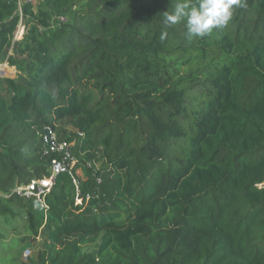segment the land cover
I'll return each instance as SVG.
<instances>
[{"label": "trees", "instance_id": "trees-1", "mask_svg": "<svg viewBox=\"0 0 264 264\" xmlns=\"http://www.w3.org/2000/svg\"><path fill=\"white\" fill-rule=\"evenodd\" d=\"M244 2L188 41L175 0H0V264H264V0ZM60 146L45 217L15 188Z\"/></svg>", "mask_w": 264, "mask_h": 264}, {"label": "clouds", "instance_id": "clouds-1", "mask_svg": "<svg viewBox=\"0 0 264 264\" xmlns=\"http://www.w3.org/2000/svg\"><path fill=\"white\" fill-rule=\"evenodd\" d=\"M243 7L244 0H196L195 3L193 0H175L172 10L162 15L166 26L183 23L186 38L192 41L225 27L234 11Z\"/></svg>", "mask_w": 264, "mask_h": 264}, {"label": "built area", "instance_id": "built-area-1", "mask_svg": "<svg viewBox=\"0 0 264 264\" xmlns=\"http://www.w3.org/2000/svg\"><path fill=\"white\" fill-rule=\"evenodd\" d=\"M36 0H17L18 2V10L19 13L21 12V5L22 3H31L33 4ZM21 15V14H20ZM59 22L64 23L65 19L63 17L58 18ZM26 31L25 25L23 23L22 16H20V20L17 24L16 30L13 35L14 41H20L23 38V35ZM16 71L15 67H12L8 64L7 60L4 62H0V78H11L10 76L6 77V72L8 71ZM68 153H65V157L61 160H53L51 162V168H50V175L46 178L42 179H33L28 184H19L15 188V192L21 196L28 199L33 200V205L35 209H38L42 211L46 217V213L48 210V206L45 200L46 195L51 191L54 183H55V177L56 175L64 172H69L72 169L73 162H68ZM100 180H98V183ZM74 186L76 191H78L80 186V181L78 178H75L73 180ZM89 196L85 197V200H88ZM81 199H76V204H81ZM37 239H39L37 237ZM32 252L30 249H25L23 251V258L27 259L29 256H31Z\"/></svg>", "mask_w": 264, "mask_h": 264}, {"label": "rangeland", "instance_id": "rangeland-1", "mask_svg": "<svg viewBox=\"0 0 264 264\" xmlns=\"http://www.w3.org/2000/svg\"><path fill=\"white\" fill-rule=\"evenodd\" d=\"M33 6H34V11H38V10L44 8V0H36L33 3ZM63 18H65V16ZM55 20L57 21V19L53 18L52 23L55 22ZM13 53H14L13 47H10L7 50V52L6 51L2 52L0 55V62H4L5 60H7L8 56L13 55ZM17 74H18L17 71L11 70V71L6 72V77L10 76L11 78H15L17 76ZM52 137H54V136H52ZM63 147L64 146H60L59 149H60L61 153L65 155L66 152L63 150ZM72 162L74 163V160ZM77 174H78V177L81 179L82 178L81 172L78 171ZM15 223H16V225H15L16 230L19 232L20 235H22L24 233L23 232V230H24L23 221L17 220ZM0 230L6 236L7 240L10 242L11 241L10 238L12 235H11V232L9 231V228H7L3 225H0ZM40 247H41V240L37 239L36 242L35 241H29L27 244H24L22 246L17 247V249L20 250L21 254H23V251L25 249H30L32 252V255H34V253L36 251H38Z\"/></svg>", "mask_w": 264, "mask_h": 264}, {"label": "water", "instance_id": "water-1", "mask_svg": "<svg viewBox=\"0 0 264 264\" xmlns=\"http://www.w3.org/2000/svg\"><path fill=\"white\" fill-rule=\"evenodd\" d=\"M44 140L52 149H55V145L53 143V137L49 129H45Z\"/></svg>", "mask_w": 264, "mask_h": 264}]
</instances>
